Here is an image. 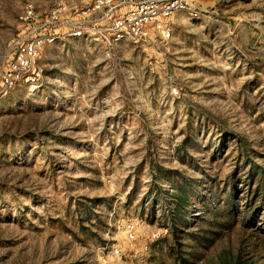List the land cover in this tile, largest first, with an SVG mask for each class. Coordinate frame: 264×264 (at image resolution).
Here are the masks:
<instances>
[{"label":"rangeland","instance_id":"1","mask_svg":"<svg viewBox=\"0 0 264 264\" xmlns=\"http://www.w3.org/2000/svg\"><path fill=\"white\" fill-rule=\"evenodd\" d=\"M95 1L0 0V66L28 4L65 7L37 90L0 95V264H264V0H188L148 42Z\"/></svg>","mask_w":264,"mask_h":264},{"label":"built area","instance_id":"2","mask_svg":"<svg viewBox=\"0 0 264 264\" xmlns=\"http://www.w3.org/2000/svg\"><path fill=\"white\" fill-rule=\"evenodd\" d=\"M107 8L104 21L106 30L117 41L129 37L138 42H148L156 35L163 39L171 37L168 19L178 11L196 9L188 0H96L92 11ZM65 7L52 10L46 19L40 17L33 4H28L21 16L25 36L19 43L13 57L0 66V95L7 96L17 85L25 84L36 91L42 78L39 64L40 52L46 43L59 38L54 25L61 20ZM94 30L102 31L94 27ZM104 30V29H103ZM74 36L85 34L84 27L72 32ZM129 237L135 238L134 226L128 228ZM156 237V234H153Z\"/></svg>","mask_w":264,"mask_h":264},{"label":"trees","instance_id":"3","mask_svg":"<svg viewBox=\"0 0 264 264\" xmlns=\"http://www.w3.org/2000/svg\"><path fill=\"white\" fill-rule=\"evenodd\" d=\"M259 171L262 172V175H261V193H262V198L264 200V167H259Z\"/></svg>","mask_w":264,"mask_h":264}]
</instances>
